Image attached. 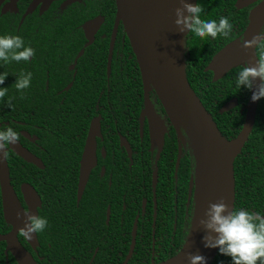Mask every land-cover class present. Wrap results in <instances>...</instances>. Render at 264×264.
Masks as SVG:
<instances>
[{"label": "flooded vegetation", "instance_id": "obj_1", "mask_svg": "<svg viewBox=\"0 0 264 264\" xmlns=\"http://www.w3.org/2000/svg\"><path fill=\"white\" fill-rule=\"evenodd\" d=\"M262 1L239 13L244 9H237L236 0L235 13L227 9L220 13L215 19L229 18L234 25L232 36L205 39L198 57L186 42L189 32H184L188 80L196 64L203 66L205 79L211 82L243 67L232 68L216 81L215 73L208 70L225 46L245 39L253 11ZM117 13L116 0H0V35H19L36 52L29 62L5 65L0 61V74H9L0 86H13L22 71L32 73L31 86L24 91L29 105L15 108L9 117L13 125L7 118L2 120L0 111V129L13 127L20 133L19 142L43 163V168L30 164L46 175L42 191L32 185L40 198L37 215L43 208L48 220L42 232L44 249H39L38 234L36 249L21 243L36 264H129L134 256L128 259L130 220L137 208L153 217L151 255L155 257L157 221L163 227L173 225L171 240L175 241L177 223L186 224L196 207L197 161L192 143L182 125L176 127L171 121L152 87L146 105L142 71L122 21L117 23ZM10 95L21 97L16 89L9 90ZM39 98L41 106L33 103ZM21 115L29 122L19 120ZM93 123L99 125L96 161L81 190V162ZM34 131H41L42 144ZM34 147L44 151L45 161ZM239 179L242 196L248 200L243 209L264 214L260 170L244 168ZM21 186L14 189L28 210ZM4 254L9 264L14 256L6 250ZM151 262L157 264L154 259Z\"/></svg>", "mask_w": 264, "mask_h": 264}, {"label": "water", "instance_id": "obj_2", "mask_svg": "<svg viewBox=\"0 0 264 264\" xmlns=\"http://www.w3.org/2000/svg\"><path fill=\"white\" fill-rule=\"evenodd\" d=\"M257 1L237 0L236 7L242 10ZM116 2L118 10L117 23L122 21L142 71L146 105L149 104L148 90L149 87H152L171 121L176 127L177 124H181L186 131L197 161L196 207L190 236L176 255L157 264H190L187 259L189 253L204 256L207 264H210L217 256L219 249L205 247L203 238L206 232L201 227L200 220L204 217L208 205L221 199L228 204L230 210L235 208V160L242 152L254 129L261 100L253 102V92L250 91L243 127L235 138L227 139L218 128L212 114L205 108L189 83L183 55L184 33L164 23L162 20L163 13L159 12L157 0H116ZM190 2L194 4L196 0H190ZM263 20L264 1L253 11L250 23L245 31V39L251 40L253 35L260 32ZM256 63L255 49H243L238 41H233L213 58L208 70L215 73L216 81L223 78L229 70L238 65H255ZM256 83L259 84V81ZM237 104L238 100L236 98L232 99L221 108L220 113L231 111L236 108ZM98 131L99 125L96 126L93 123L81 162V190H84L89 173L96 161L95 136L96 133H99ZM23 135L27 139L30 138L27 132H23ZM9 150L15 152L26 162L43 168L42 161L20 142L9 146ZM201 159L208 164L211 185L209 186L206 203L200 209ZM0 190L4 219L8 225L12 226L9 233H0V242L6 243V254L8 255L10 252L18 264H36L32 255L18 238V230L24 225V208L11 183L8 160L0 163ZM21 192L28 206V211L33 215H37L40 198L34 187L29 183H23ZM17 212L21 213V219H17ZM138 220L139 215L134 222L128 259H131L134 254ZM27 243L36 249L38 246L37 235L34 234V239L27 241Z\"/></svg>", "mask_w": 264, "mask_h": 264}, {"label": "trees", "instance_id": "obj_3", "mask_svg": "<svg viewBox=\"0 0 264 264\" xmlns=\"http://www.w3.org/2000/svg\"><path fill=\"white\" fill-rule=\"evenodd\" d=\"M235 1L236 0H198V4H200L204 8V14L202 17L207 15L210 17L209 19H215L219 17V14L225 11L226 9L230 12L235 11ZM248 9H244L239 13H247ZM190 33L186 37L187 44L190 45V48L193 50V54L195 56H199L200 49L204 48L201 45L202 41H206L205 39H200L198 37H194L192 42L190 43ZM208 39V38H206ZM192 44V47H191ZM216 48L214 51L218 50ZM210 58L206 59V63ZM241 68V67H240ZM239 68V69H240ZM239 69L231 71L225 78L218 82H211L210 80H206V73L203 71V66L201 64H196L193 67V74H188L189 83L191 84L193 90L196 92L205 108L209 113L212 114L215 122L218 125V128L222 132V134L227 139L235 138L245 121L246 116V106L249 100L250 90L247 88H242L241 90L236 87L235 81L237 78V74ZM197 72V73H196ZM0 88H12V86ZM29 89V88H28ZM12 98V95L9 97L6 96L4 101L0 103V111L2 113V120H7L10 122V125H13L11 119H9L11 113L13 112L11 108L7 107V100ZM236 98L238 100V106L226 113H220L221 108L231 99ZM35 100V101H34ZM41 98L33 99V103L36 102L37 105L41 106ZM12 103L17 106L26 107L29 105L27 98L14 97ZM14 114V113H13ZM19 120H23L29 122V120L25 119L22 115L18 116ZM15 118V117H14ZM35 123V122H34ZM41 124V119L38 121ZM9 125V126H10ZM29 130V128H28ZM40 137V143L42 144V133L41 131H34ZM24 142L23 138H21ZM33 151L43 160L45 161L44 151L42 149H38L37 147L33 148ZM254 156H257L254 159ZM251 158V159H250ZM250 159V160H249ZM8 164L10 168V176L11 183L14 188L19 190L20 186L23 183H29L35 187V189L42 191L45 187V179L46 175L43 169H39L36 166L26 162L24 159L16 155L14 152L10 151L8 155ZM252 160V164H251ZM194 158L192 157V163ZM244 165V167H242ZM252 166L258 168L261 172V178L264 182V99H261L257 116L256 123L254 126V130L250 135L249 140L242 153L237 157L235 161V173H236V198H235V208H242L248 203V200L242 196L241 187H240V179L239 175L242 173L244 168L251 169ZM53 174V178H54ZM53 180H56L54 178ZM248 207V206H247ZM250 208V207H248ZM44 209L41 208L39 210L40 216H43ZM152 212V211H151ZM180 212V209H179ZM132 217L130 220V241H132V228L133 223L137 213L141 214V208H137L134 212H132ZM159 213H162L160 210ZM195 210L194 207L190 210V217L186 224L177 223L176 230V240L172 241V229L173 225L170 223L167 226L163 227L160 221H157L155 227V244H156V256L153 257L151 255L152 244H153V232L154 228L152 225L153 217H149L148 213L141 214L138 222V236H137V246L134 253L133 258L131 259L129 264H152L151 259H154V262L158 263L164 260L169 259L177 252L181 250V248L186 244L194 222ZM11 226L8 225L4 219L3 215V207H2V197L0 190V233L4 234L9 232ZM40 239V250L44 249V242L42 241V233H39ZM21 243L27 245V241L23 238L19 237ZM174 243L176 246L174 247ZM6 250V243L0 242V264H8L6 263V257L4 251ZM9 264H17L15 259L10 256ZM210 264H232V260L228 256L221 255L218 252L215 259Z\"/></svg>", "mask_w": 264, "mask_h": 264}, {"label": "clouds", "instance_id": "obj_4", "mask_svg": "<svg viewBox=\"0 0 264 264\" xmlns=\"http://www.w3.org/2000/svg\"><path fill=\"white\" fill-rule=\"evenodd\" d=\"M180 7L175 9V25L179 32L188 31L190 35L200 39L211 37L231 38L234 25L229 18L221 16L219 20L204 19V8L200 4L193 5L190 0H179ZM243 49H255L257 63L246 64L238 71L235 81L238 89L247 88L253 92V102L264 99V29L253 35L251 40L242 39ZM36 55L32 47H26L19 35H0V61L5 65L12 62H29ZM9 74H0V85H3ZM32 73L21 72L12 88L21 93L31 86ZM259 81V84L256 82ZM9 88H0V101L8 96ZM14 97L7 100V107L15 111L12 103ZM20 133L8 126L0 129V163L7 160L9 146L17 144ZM24 225L18 230V237L26 241L34 239V234L42 233L48 227L44 216L33 215L28 210L23 212ZM17 219L21 213L17 212ZM205 230L204 244L207 248L219 249L221 255L228 256L232 264H264V214L242 208L229 209L223 200L210 203L200 220ZM190 264H207L206 258L200 254L189 253Z\"/></svg>", "mask_w": 264, "mask_h": 264}, {"label": "bare ground", "instance_id": "obj_5", "mask_svg": "<svg viewBox=\"0 0 264 264\" xmlns=\"http://www.w3.org/2000/svg\"><path fill=\"white\" fill-rule=\"evenodd\" d=\"M159 3V12L163 13L162 20L166 25L177 28L175 25V9L180 7L179 0H157ZM178 29V28H177ZM210 172L209 167L206 162L201 159L200 166V179H199V188H200V209L205 205L207 196L209 194L210 184Z\"/></svg>", "mask_w": 264, "mask_h": 264}]
</instances>
